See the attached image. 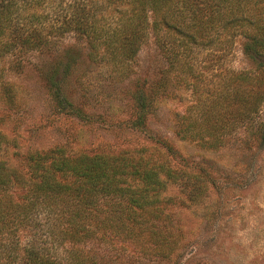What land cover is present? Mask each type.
Segmentation results:
<instances>
[{
    "label": "rangeland",
    "instance_id": "obj_1",
    "mask_svg": "<svg viewBox=\"0 0 264 264\" xmlns=\"http://www.w3.org/2000/svg\"><path fill=\"white\" fill-rule=\"evenodd\" d=\"M57 1L63 8L72 2ZM58 42L45 53L15 52L0 60V133L9 140L0 150L5 169L25 175L24 155L32 150L115 154L153 146L148 135L157 134L175 150L170 163L187 170L189 185L171 186L163 194L170 201L151 214L137 209L121 214L111 208V201L102 200L95 207H83L84 219L89 218L84 225L77 219L85 229L75 242L62 240L65 213L59 204L42 202L29 210L26 191L7 187L0 190V199L24 203L25 211L12 232L0 233V264H24L32 249L59 264H264V98L249 119L230 123L218 145L211 146L208 136L182 140L177 135L179 115L188 116L192 124L201 122L197 106L219 96L224 74L250 67L242 39L235 37L226 50L192 47L189 60L200 74L198 90L180 88L176 73H171L165 95L155 99L145 132L132 123L137 112L129 95L137 80L154 82L168 67L153 39L126 63L131 72L122 80L111 65L88 60L85 41L68 34ZM70 49L78 62L62 93L85 120L59 111L44 80L56 54ZM210 65L213 71L207 70ZM5 84L11 90L3 89ZM196 184L201 188L198 198ZM71 251L75 259L69 262Z\"/></svg>",
    "mask_w": 264,
    "mask_h": 264
},
{
    "label": "trees",
    "instance_id": "obj_2",
    "mask_svg": "<svg viewBox=\"0 0 264 264\" xmlns=\"http://www.w3.org/2000/svg\"><path fill=\"white\" fill-rule=\"evenodd\" d=\"M107 9L108 17L104 16ZM68 34L86 42L90 62L111 65L120 80L131 72L126 63L136 57L148 38L153 39L168 67L154 82L137 80L129 95L137 112L132 123L144 132L157 105L155 99L166 93L171 73H176L180 88L192 86L198 90L200 74L189 60L192 47L226 50L235 37H240L250 67L224 74L219 96L197 106L201 122L192 124L185 114L178 116L180 139L203 135L212 138L211 146L218 145L230 131V123L249 119L263 102L264 0H72L65 8L55 4V0H0V60L15 52L45 53L57 48L58 41ZM54 60V66L45 71L44 80L57 109L85 120L62 93L78 56L70 49L56 54ZM206 68L214 69L211 65ZM11 87L5 84L3 89ZM204 124L209 125L208 130L203 129ZM148 138L153 146L115 154L66 155L63 148L28 151L24 155L25 175L14 168L5 169L0 162V190H25L29 210L42 202L59 204L65 213L62 240L75 242L84 228L77 219L83 224L89 218L86 215L84 219L83 207H95L102 200L112 202L111 208H118L121 214L130 215L133 209L151 214L170 201L163 194L171 186L189 185L187 170L176 169L170 163L175 150L157 134H149ZM8 143L0 133V150ZM158 148H162L163 156ZM200 189L196 184L197 198ZM24 211V203L0 199V233L12 232ZM73 256V251L69 252V262L75 259ZM23 263L59 264L35 249L28 251Z\"/></svg>",
    "mask_w": 264,
    "mask_h": 264
}]
</instances>
